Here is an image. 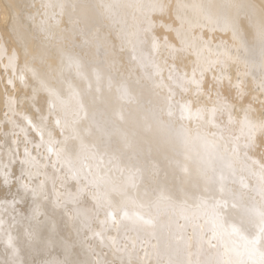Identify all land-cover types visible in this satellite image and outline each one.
<instances>
[{
  "label": "bare ground",
  "instance_id": "bare-ground-1",
  "mask_svg": "<svg viewBox=\"0 0 264 264\" xmlns=\"http://www.w3.org/2000/svg\"><path fill=\"white\" fill-rule=\"evenodd\" d=\"M0 188V264H264V0H0Z\"/></svg>",
  "mask_w": 264,
  "mask_h": 264
},
{
  "label": "snow or ice",
  "instance_id": "snow-or-ice-1",
  "mask_svg": "<svg viewBox=\"0 0 264 264\" xmlns=\"http://www.w3.org/2000/svg\"><path fill=\"white\" fill-rule=\"evenodd\" d=\"M6 183H7V182H6ZM6 191H7V189H5V188H0V195H4L5 198H6ZM6 199H7V198H6ZM13 201H16L17 205L20 204V201H19V200H13ZM14 211H15V209H14ZM18 214H20V213H18ZM0 223H3V221L0 220ZM8 244H9V246H12V240H11V238L9 239Z\"/></svg>",
  "mask_w": 264,
  "mask_h": 264
}]
</instances>
